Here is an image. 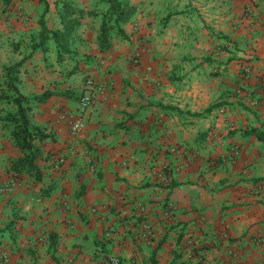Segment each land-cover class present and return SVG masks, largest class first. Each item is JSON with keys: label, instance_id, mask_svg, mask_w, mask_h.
I'll return each mask as SVG.
<instances>
[{"label": "crops", "instance_id": "0c3cea01", "mask_svg": "<svg viewBox=\"0 0 264 264\" xmlns=\"http://www.w3.org/2000/svg\"><path fill=\"white\" fill-rule=\"evenodd\" d=\"M66 1L0 0V66L17 57L3 52L7 37L38 39L45 28L48 38L28 48L52 59L58 43L72 40L52 33L66 34L68 24L71 36L100 30L96 0H69L82 9L68 13ZM122 1L124 42L99 48V65L90 63L97 86L77 137L69 120L81 106L65 92L79 85L61 61L54 74L32 73L20 86L23 95L59 93L27 111L45 135L32 141L39 178L15 169L23 154L0 125V182L15 180L0 195V264H107L110 255L122 264H264V140L255 134L264 132V79L252 77L251 97L226 87L212 96L193 70L208 34L230 35L263 65L264 0ZM218 96L234 103L206 110Z\"/></svg>", "mask_w": 264, "mask_h": 264}, {"label": "rangeland", "instance_id": "374dc122", "mask_svg": "<svg viewBox=\"0 0 264 264\" xmlns=\"http://www.w3.org/2000/svg\"><path fill=\"white\" fill-rule=\"evenodd\" d=\"M119 2L124 5L122 0H119ZM65 5H67V7ZM90 6L92 7V9L101 11L102 15L98 20V24L100 23L101 26V22L105 16V11H107V8L109 6L108 1L96 0ZM61 9H62L61 11L70 12L73 9H82V8H75V6H73L71 2H69L68 0L65 2L64 5H62ZM251 10L252 9L249 4L244 5L243 7L244 14H250ZM114 18L115 15H113L111 19L108 20V23L112 24V27L107 35V41L109 44L106 46V48H108L114 42L117 44L118 43L121 44V42H124L123 41L124 37L120 32L121 29L117 28L118 24L114 21ZM67 21H70V18H67ZM78 29H80V27ZM98 31L99 30L97 29L95 33L91 32L87 35H83L84 33L82 35L81 34L78 35L77 34L78 32H74L73 36L70 35L68 38L73 40L75 37L73 42L71 43L72 40L71 41L69 40L66 43H64L63 41L65 47L60 50V54H58L59 50H54L52 59H50L49 55L46 56L48 50H45V48L43 47L37 50H32L28 48L30 45L29 43L31 41L36 40L35 43L42 42L41 35L38 37V39L33 38L31 40H28V38L25 37V35H20V34L16 38L10 39L9 37H7L3 39L7 41L10 45V49L3 52L9 54L12 53L11 55L13 56L17 55V57L16 56L13 57L14 58L13 61H10L13 62L12 64L9 65L3 64L0 66V125L2 126V129L5 130L6 136H10V129H11V125L9 124V121L6 118L7 113L15 112V106L12 103V99L13 97L16 96V94L11 88L12 85L16 86L18 91L20 92L21 84L23 85L26 84V86L28 84L27 80L28 77H30L28 75L35 73L40 75L41 77H44V72L50 73V75H52L56 72V70L54 69H56V67L59 66L57 63L58 61L62 62L61 66H59L62 68V70L66 71L68 74L71 73L70 75H67L68 78L67 81H70V83H72L71 85L73 86V88H76L75 84L79 85L77 87V89H79L78 92L76 93L73 92L72 94V91L69 88L65 92V94L68 95L69 93H71V97H74L79 104L81 98L85 95H90L92 97V100L94 99L93 98L94 97L93 95L95 94L94 88L97 85L94 84V80L91 79L90 74L89 73L87 74L86 72L89 71L88 69L90 63H93L94 66L99 65L98 62L99 58H97L98 55L96 54V52L100 48V38ZM1 41H2V37L0 35V42ZM238 44L239 43L228 34H208L206 36V49H201L200 51L194 52L193 57L196 59H200V62L198 66L193 67V70L196 71V74L201 79L199 81L200 83H202V80H206V91L209 90L212 91L211 94L212 96L216 95V90H219L221 88L224 89V87H226V91L229 93V96L238 95V97L242 99L241 97L245 94L248 97H251V95L253 96V93L256 91V88L253 89L254 85H252L251 83L252 77L256 76V77H260L261 79H264V63L261 66L260 65L256 66L255 64L250 63L248 54L243 49H241ZM0 54H2V51H0ZM34 54H37L38 56L35 58L33 64L32 57H34ZM58 56L61 58L58 59ZM129 57L131 60H134V62H136L139 58V55L138 53L133 52L130 54ZM63 60L65 61L63 62ZM18 62H20V65L17 66L15 71L7 72V67ZM79 63L84 64L82 70L81 69L79 70V66H80ZM188 74L193 75V72L190 71ZM37 79L38 80H35V82L33 83L40 85L41 84L40 80L42 79L41 78H37ZM31 81L33 80L31 79ZM88 81H90V83ZM260 83L264 85L263 81H261ZM196 84H198V82L195 83V85ZM80 89H82V91ZM35 95H39V94L25 95L27 100L24 101V105H26L27 107H29L30 105H35V102H38L34 99ZM220 98L221 97L218 96L216 99L214 100L212 99L206 110L207 109L209 111L212 109L218 110L220 106L234 103V101L227 102L225 100H220ZM55 99L57 101V96ZM78 109H79L78 114L81 113L79 116L83 117L82 115L85 110H81V107ZM74 119L72 118L69 121L71 122ZM37 129L38 128H36V130ZM209 132L212 133V135L215 137L217 136L218 133L217 131L206 130V137L209 136ZM207 149L208 146H206V150ZM211 154L212 153L210 151L208 153L206 152V157H208ZM212 157L214 156H211V158ZM11 179L12 178H8L4 182H0V185L7 184L11 188V185L15 184L14 179H12L14 181H9ZM8 190L1 193L0 195L7 193Z\"/></svg>", "mask_w": 264, "mask_h": 264}, {"label": "trees", "instance_id": "16d2710c", "mask_svg": "<svg viewBox=\"0 0 264 264\" xmlns=\"http://www.w3.org/2000/svg\"><path fill=\"white\" fill-rule=\"evenodd\" d=\"M65 6L67 7V5ZM74 10L78 11L79 9H73L72 11ZM128 10H129V7H126L123 4H121L119 0H110L109 9L105 12V16L102 20L100 30H99L101 49L106 48V46L108 45L107 35H108L109 30L112 27V24H109L108 20H110L111 17L115 15L114 21L116 23L125 21L127 20V17H126L127 14L125 12ZM67 23H69V21H67ZM69 26L71 27V25L68 24L66 28L67 29L66 34L63 35V33L61 34L52 33L51 37L56 42H57V39L59 40V38L62 39V37H69L70 35ZM41 30L42 31L40 35L42 36V39L44 40L45 37L48 38V35L45 34L46 33L45 28ZM57 47H58L57 50H59L58 54H60V50L63 49L65 46H64V43H60V45L58 43ZM59 58L61 57L58 56V59ZM19 65H20V62L7 67V72L15 71V69ZM11 88L16 94V96L13 97L12 99V103L15 106V112L7 113L6 118L8 119L9 124L11 125L10 138L13 139L14 144L21 150L23 154V156L16 161L15 169L24 170L26 172L33 173V175H35L36 178H39L38 169L36 168L34 164V160L36 158V150L34 149L32 141L35 138L43 139L45 138V135L30 127V123H29V119L27 115L28 107L24 105V101L27 100V98L25 95L21 94L18 91L16 86L12 85ZM52 94H59V93H54V92L45 90L41 94L35 95L34 99L38 102H44ZM252 132H255V131H252ZM255 134L260 140H264V132H260V133L255 132Z\"/></svg>", "mask_w": 264, "mask_h": 264}, {"label": "built area", "instance_id": "2783aa9c", "mask_svg": "<svg viewBox=\"0 0 264 264\" xmlns=\"http://www.w3.org/2000/svg\"><path fill=\"white\" fill-rule=\"evenodd\" d=\"M90 83V81H88ZM102 87H100L101 89ZM92 97L90 95H85L80 100L81 110H86L90 105H92ZM70 134L73 138L77 137L78 133L84 128V122L82 121L81 117L75 118L73 121L70 122L69 125ZM66 155L60 154L57 156L54 162V169L60 171L65 164ZM10 188L9 185H0V194L7 191ZM107 264H122V261L118 256L110 255L107 258Z\"/></svg>", "mask_w": 264, "mask_h": 264}]
</instances>
